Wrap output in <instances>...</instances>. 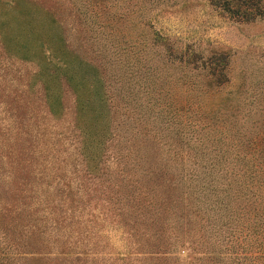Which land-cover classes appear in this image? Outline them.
Instances as JSON below:
<instances>
[{"label":"rangeland","instance_id":"obj_1","mask_svg":"<svg viewBox=\"0 0 264 264\" xmlns=\"http://www.w3.org/2000/svg\"><path fill=\"white\" fill-rule=\"evenodd\" d=\"M69 60L83 114L52 66ZM181 135L225 167L264 154V18L210 0H0V264H258V240L189 196L201 168L170 159L190 151Z\"/></svg>","mask_w":264,"mask_h":264},{"label":"trees","instance_id":"obj_2","mask_svg":"<svg viewBox=\"0 0 264 264\" xmlns=\"http://www.w3.org/2000/svg\"><path fill=\"white\" fill-rule=\"evenodd\" d=\"M210 2L237 20L252 21L264 18V0H210ZM64 53L67 54L66 51ZM83 64L79 61L69 60L60 62V65H52L55 66L56 72L60 70L59 73H64L69 86L77 92L76 107L78 112L81 113L87 108L84 107L85 104H82L81 100L79 101L80 88L87 85L86 82L88 81L86 77L81 76L82 73L86 75L85 72H82ZM89 77V81H92L90 83L93 89L101 88V85H98L101 79L97 72L93 74L95 80H92L91 76ZM114 77L117 82L121 83L119 86L125 92L124 97L134 104V98L131 97L133 84L130 79L128 81L122 79L120 74L114 75ZM148 79L150 80L149 84L155 83L153 79ZM138 81L142 83L141 80ZM150 97L153 101L158 102L165 96H162V93L159 92L157 96L153 94ZM101 105L104 106V104ZM139 105L141 104L139 103ZM87 109L89 110L90 108ZM150 111L153 115L158 113L161 117L167 115L162 109L158 111L156 108H151ZM172 114V116L176 115L174 112ZM170 118L163 119L167 121L166 125L162 127L163 129L172 127V129H178L183 133L184 129L189 128L185 127L180 121H173L171 125ZM91 120L92 118H89V121ZM156 120L160 123L163 121L158 118ZM90 123L94 125L93 122ZM97 125L100 127L98 123ZM83 133L90 137L91 144L89 145H92L95 151L100 148L99 145L101 143L97 130L96 135L88 130ZM178 138L180 142H186L187 145L190 144L188 145L190 151H186V153L175 151L174 157L170 159L182 165L184 157H186L194 165H198L201 168L200 170L192 171L188 178L190 180L189 196L195 198L194 200H196L198 206L201 203H204L206 207L209 206L216 215L224 212L225 215L220 216H224L226 219L224 225L233 227L235 231L240 232L237 235L240 238L238 240L242 241L244 246H248L245 248L249 249V244L253 241L257 243L258 240L257 244H259V247L256 253L258 258H260L258 264L262 263L264 260V154L247 153L240 156L237 155L232 158L231 167H225L224 163L228 161L226 155L216 151H205L203 144H205L206 139H197L191 145L192 137L181 135ZM213 141L211 142L214 143ZM121 142H128L127 138L122 139V137L117 135V142L114 148L118 154L120 153ZM165 142L168 141L166 140ZM164 144L166 145V143ZM181 170L184 171L183 169ZM234 221H238L237 225ZM238 225L239 228H236ZM254 236H257L256 239H254ZM249 252L250 255L247 254ZM252 254H254L253 251H248L241 257L233 256V259L238 262L241 261V264H249L246 259L251 257ZM254 257L256 258V256Z\"/></svg>","mask_w":264,"mask_h":264}]
</instances>
